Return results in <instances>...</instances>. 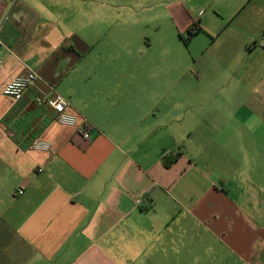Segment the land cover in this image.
Listing matches in <instances>:
<instances>
[{
    "label": "crops",
    "instance_id": "1",
    "mask_svg": "<svg viewBox=\"0 0 264 264\" xmlns=\"http://www.w3.org/2000/svg\"><path fill=\"white\" fill-rule=\"evenodd\" d=\"M222 35L227 104L196 108ZM0 40V264H264V0H0Z\"/></svg>",
    "mask_w": 264,
    "mask_h": 264
},
{
    "label": "rangeland",
    "instance_id": "2",
    "mask_svg": "<svg viewBox=\"0 0 264 264\" xmlns=\"http://www.w3.org/2000/svg\"><path fill=\"white\" fill-rule=\"evenodd\" d=\"M204 4V2H199ZM146 13H143V15L139 16V19L145 18ZM196 35V34H195ZM224 36L222 35L218 39L214 38H209L207 42H204V45L202 44L201 46V38L197 39L198 46H200L198 52H196V57L197 55L202 54V66L200 67V64H196V70H198L199 75L203 76V80L201 81L200 86V95L198 97L199 100H197L198 104L196 105V108H207L208 106H226L227 104V95L224 93L227 88H229L226 84L225 81H223L224 76L226 75V52L222 50L221 53H216L218 57H215L214 55L211 56V48H215L218 44L222 45V41L224 42ZM183 39L190 41L191 37L188 31L182 35ZM193 37V36H192ZM197 38V36H195ZM194 37V38H195ZM184 42V54L186 55V59L193 60L192 58L194 57V54L192 55V44L191 46L189 45V42L183 41ZM189 45V46H188ZM224 46V43H223ZM224 49V47H223ZM193 71V74H197V71ZM256 74V73H255ZM207 80L210 82V92L209 94H206V92H203L205 90L206 85H207ZM251 86V91H254L253 87L256 86V84H250ZM216 87V88H215ZM250 91V101H252L256 106H259L260 99H258V95L253 94ZM208 95V96H207ZM260 96V95H259ZM236 106V104H235ZM170 264H172L170 262Z\"/></svg>",
    "mask_w": 264,
    "mask_h": 264
},
{
    "label": "built area",
    "instance_id": "3",
    "mask_svg": "<svg viewBox=\"0 0 264 264\" xmlns=\"http://www.w3.org/2000/svg\"><path fill=\"white\" fill-rule=\"evenodd\" d=\"M191 31L194 35L197 32V28L193 27L191 28ZM2 69L3 62L0 59V74ZM37 81L38 75L35 72H30L26 77H17L12 79L3 88L2 93L6 97H9L15 101H19L30 87L36 86ZM49 89L50 91H41V96L36 97V103L40 106L48 105L52 107L57 112V121L61 125L77 128L82 137L85 140H89L91 138L93 126L87 120H83V122L80 124L77 117L69 112V108L71 106L69 100L65 96L57 93L53 87L49 86ZM3 136L4 133L0 127V142L3 139ZM32 149L35 151L48 152L52 149V144L46 141L38 140L34 142ZM22 193L23 190L18 191V194Z\"/></svg>",
    "mask_w": 264,
    "mask_h": 264
},
{
    "label": "trees",
    "instance_id": "4",
    "mask_svg": "<svg viewBox=\"0 0 264 264\" xmlns=\"http://www.w3.org/2000/svg\"><path fill=\"white\" fill-rule=\"evenodd\" d=\"M198 32H199V30L197 29V32H196L195 34H197ZM188 33L190 34V37H192V36L195 35V34L193 35V32H192L191 30H189ZM184 41L189 42L188 40H185V39H184ZM173 159H174V158H170V159H169L168 157L165 156V157H164V163H165V165H166V166H170L171 163L173 162Z\"/></svg>",
    "mask_w": 264,
    "mask_h": 264
}]
</instances>
